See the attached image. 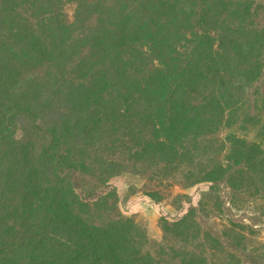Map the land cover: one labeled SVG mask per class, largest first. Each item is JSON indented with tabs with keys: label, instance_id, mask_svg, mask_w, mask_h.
<instances>
[{
	"label": "trees",
	"instance_id": "obj_1",
	"mask_svg": "<svg viewBox=\"0 0 264 264\" xmlns=\"http://www.w3.org/2000/svg\"><path fill=\"white\" fill-rule=\"evenodd\" d=\"M263 19L264 0H0V264H241L195 208L164 219L172 240L151 251L136 219L108 216L109 180L125 151L200 164L191 183L264 189L261 143L227 135L224 163L205 139L240 113L261 121ZM75 171L103 191L82 193Z\"/></svg>",
	"mask_w": 264,
	"mask_h": 264
},
{
	"label": "rangeland",
	"instance_id": "obj_2",
	"mask_svg": "<svg viewBox=\"0 0 264 264\" xmlns=\"http://www.w3.org/2000/svg\"><path fill=\"white\" fill-rule=\"evenodd\" d=\"M75 8L74 1L65 2L63 12L68 22L73 20ZM44 71L45 66H40L28 74L41 75ZM261 93H264V88ZM262 102L260 98L259 103ZM257 113L261 117L259 122L255 119L246 121L244 113H240L231 124H223L217 132L205 138L209 142L208 155L225 163L229 145L227 135L233 133L259 142L264 148V105L258 107ZM23 135L24 130L19 128L17 136ZM212 139L218 141L212 142ZM114 155L128 162V166L126 171L109 180L110 185L116 187L118 205L116 211L108 216L136 219L147 230V248L151 251L160 252L161 247L172 240L163 230L164 219L176 220L189 208H195L202 232L209 231L221 238L226 248L237 253L241 264H264V189L259 190L256 183L241 188L231 187L226 179L215 183H191L189 172L192 169L198 171L200 164H184L178 170H167L161 163L128 161L125 151ZM72 177L82 193H99L104 189L93 175L75 171ZM240 234L244 237L240 238ZM205 242L211 252L210 243L214 242ZM210 257V262L218 260L217 255L211 254Z\"/></svg>",
	"mask_w": 264,
	"mask_h": 264
}]
</instances>
